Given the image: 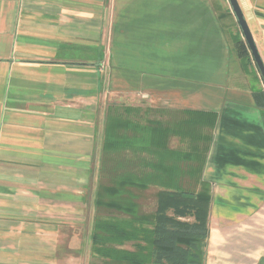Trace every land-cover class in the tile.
Masks as SVG:
<instances>
[{"label": "crops", "instance_id": "0c3cea01", "mask_svg": "<svg viewBox=\"0 0 264 264\" xmlns=\"http://www.w3.org/2000/svg\"><path fill=\"white\" fill-rule=\"evenodd\" d=\"M238 1L264 62V0ZM216 7L0 0V264H91L110 106L173 129L171 183L210 187L205 264H264V81Z\"/></svg>", "mask_w": 264, "mask_h": 264}, {"label": "trees", "instance_id": "16d2710c", "mask_svg": "<svg viewBox=\"0 0 264 264\" xmlns=\"http://www.w3.org/2000/svg\"><path fill=\"white\" fill-rule=\"evenodd\" d=\"M237 44L243 49L242 58L251 61L244 40ZM141 113L137 107L114 106L106 112L102 147L106 163L102 162V172L108 163L111 165L112 155L121 156L108 168L116 173L110 177V183L103 184L101 178L96 206L114 210L118 215L94 219L91 250L102 262L91 264H205L210 187L201 182L200 190L192 192L171 183L180 174L178 152L169 147L170 137L176 132L159 121H146ZM203 114L199 113V117ZM210 116L212 122L202 126L215 125L216 115ZM193 159L199 161L198 174H202L204 154L188 155V160ZM190 172L189 169L186 174ZM152 187L158 189L156 210L142 213V193L137 192H149Z\"/></svg>", "mask_w": 264, "mask_h": 264}, {"label": "rangeland", "instance_id": "374dc122", "mask_svg": "<svg viewBox=\"0 0 264 264\" xmlns=\"http://www.w3.org/2000/svg\"><path fill=\"white\" fill-rule=\"evenodd\" d=\"M215 5L217 6V11L219 14L222 15V20L225 22V30H228L229 33H232V45L234 47V51L235 53L238 55V57L241 59V61H246V58H242V52H243V49L240 47L239 44H237L238 41H242L244 40L245 42V39L243 37V34L241 32V29L238 25V22H237V19L235 17V15L233 14L232 12V9H231V6H229V1L228 0H215ZM229 17V18H228ZM246 44V42H245ZM247 46V44H246ZM248 47V46H247ZM249 50V49H248ZM242 53V54H241ZM249 57L251 58V61H247V64L251 66V69H254L255 71V74L260 77V79L262 80L261 78V75L259 74V70L254 62V59L252 58V55L249 51ZM263 82V81H262ZM142 114V113H141ZM121 156V153L119 154H114L112 155V158H111V165H114L115 162H117V160L119 158L117 157H120ZM117 159V160H116ZM116 160L115 162H112ZM109 162V161H108ZM103 163H106L105 162V158H104V162ZM107 165V164H106ZM110 163H108V168L109 166H111ZM106 168V170H104V172H102V183L107 185L110 183V177L111 176H114L116 175V173L114 172H109V169L107 168V166L104 167V169ZM106 173V175H105ZM155 192L156 190L153 189V190H149V192H137V193H142L141 194V200L139 201V207H140V212L142 213H153L155 210H156V196H155ZM97 193V192H96ZM118 213L114 210H107V209H100L99 208V215L97 217H100V218H104V217H115L117 216ZM94 222V220H93ZM93 222H92V227H93ZM128 249L130 250H133V247L132 246H128ZM89 255H91V258L88 259L89 260V263H101L102 260L98 257H96L93 253H92V250L89 251Z\"/></svg>", "mask_w": 264, "mask_h": 264}, {"label": "water", "instance_id": "95a60500", "mask_svg": "<svg viewBox=\"0 0 264 264\" xmlns=\"http://www.w3.org/2000/svg\"><path fill=\"white\" fill-rule=\"evenodd\" d=\"M228 1L230 4L229 6H231L232 12L237 19L238 25L241 29L245 42L249 47L252 58L254 59V62L260 72L259 74L261 75L264 81V62L257 48L258 46L255 43V40L252 34L253 32H251L248 22L244 16L241 5L239 4L238 0H228Z\"/></svg>", "mask_w": 264, "mask_h": 264}]
</instances>
